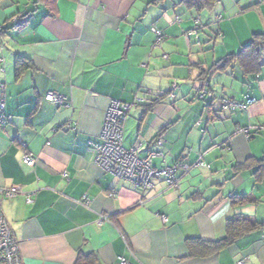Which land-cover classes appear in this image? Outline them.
I'll use <instances>...</instances> for the list:
<instances>
[{"label": "crops", "instance_id": "crops-1", "mask_svg": "<svg viewBox=\"0 0 264 264\" xmlns=\"http://www.w3.org/2000/svg\"><path fill=\"white\" fill-rule=\"evenodd\" d=\"M263 32L264 0H0V100L9 117L0 127V187L21 190L0 195V214L23 264H116L121 255L133 264H264V168L255 177L264 51L257 73L237 62L209 69ZM16 55L29 63L19 76ZM203 78L212 96L199 100ZM48 92L66 101H48ZM223 97L253 102L229 110ZM111 100L131 104L125 147L137 145L141 157L154 151L155 167L192 165L177 170V185L157 175L142 191L101 170L90 143L101 141ZM242 126L259 129L246 136ZM26 150L37 156L32 166L22 161ZM235 194L253 200L233 203ZM237 214L262 225L211 254L188 246L220 240Z\"/></svg>", "mask_w": 264, "mask_h": 264}, {"label": "built area", "instance_id": "built-area-1", "mask_svg": "<svg viewBox=\"0 0 264 264\" xmlns=\"http://www.w3.org/2000/svg\"><path fill=\"white\" fill-rule=\"evenodd\" d=\"M16 18L13 19L15 21ZM157 35L160 32L155 28L152 29ZM175 87V83H173ZM196 96L199 99H206L212 96L209 89L208 79L201 80ZM45 99L57 104H62L66 100L55 92H48ZM253 102L252 98H247L246 101L238 102L233 98L223 97L221 103L223 107L233 110L236 108H244L246 105ZM131 104L111 100L105 117L102 122L100 133L101 141L99 143H90V147L95 151V160L101 170L107 172L117 178L128 179L132 182L135 188L145 190L151 185V178L160 175L163 176L169 185H177V170L186 172L192 165L184 162H177L171 166L155 167L152 163L154 151L147 153L144 157L138 155V146L125 147L123 144V121L126 118L127 112ZM9 123V117L4 113V102L0 100V127ZM200 123V122H199ZM69 125V124H68ZM259 129L258 126H242L238 128V132L249 136L252 130ZM162 142L161 137L157 143ZM22 161L29 166H32L37 161V156L26 150L22 155ZM195 165H201L200 162ZM21 192L18 186H2L0 187L1 196H14ZM111 195H113L111 193ZM31 199L27 197V201ZM107 215L102 214L101 219H106ZM239 264L241 263L238 262ZM0 264H23L22 257L19 251L18 241L14 237L12 228L6 218L0 214ZM116 264H133L125 256H118Z\"/></svg>", "mask_w": 264, "mask_h": 264}, {"label": "trees", "instance_id": "trees-1", "mask_svg": "<svg viewBox=\"0 0 264 264\" xmlns=\"http://www.w3.org/2000/svg\"><path fill=\"white\" fill-rule=\"evenodd\" d=\"M21 23H22L21 18H16L13 26L21 25ZM263 51H264V32L256 33L253 35L251 41L248 44L244 45L239 51H237L236 53L228 54L225 57L218 59L211 65L209 69L222 70L232 62H237L240 64L245 74L257 73L259 67L262 64L260 58ZM14 65H15V75L19 76L26 69V67L29 66V63L24 57L16 55ZM257 130L258 129H254L251 131V133ZM258 162H259L258 169L255 172V177L259 179L262 174V170L264 168V156ZM232 198H233L232 199L233 203H242L253 200V198L249 194H239V195L235 194ZM260 225L262 224H260L252 217L242 216L237 214L226 220L225 236L220 240L206 242L200 239H190L188 241V246L191 249L193 247L200 249V251L199 250L198 251L203 255L211 254L221 249L222 247L228 246L238 236L243 235L248 231L260 228L261 227ZM81 263L82 260L78 259L77 264H81Z\"/></svg>", "mask_w": 264, "mask_h": 264}, {"label": "rangeland", "instance_id": "rangeland-1", "mask_svg": "<svg viewBox=\"0 0 264 264\" xmlns=\"http://www.w3.org/2000/svg\"><path fill=\"white\" fill-rule=\"evenodd\" d=\"M178 19H179V17H178ZM178 19H175V21H176V22H179L180 20L178 21ZM206 27H208V26H206ZM207 29H208V28H207ZM207 31L212 35V33H213V31H214V30H213V27H212V29H210V30L208 29ZM154 33H155V32H154ZM194 35L197 37L196 33H194ZM158 39H159V38H158ZM158 39L156 38V39H155V43H154V45L157 46V47H159L160 44H161V42H162V41H160V40H158ZM200 53H201V56H200L201 59H207L208 55H207L205 52H203V51H202V52L199 51V54H200ZM173 81H175V80H173ZM172 83H173V82H172ZM171 85H172V84H171ZM171 89H172V88H171ZM195 97H196V94H195ZM196 99H197V97H196ZM199 100H201V99H199Z\"/></svg>", "mask_w": 264, "mask_h": 264}]
</instances>
